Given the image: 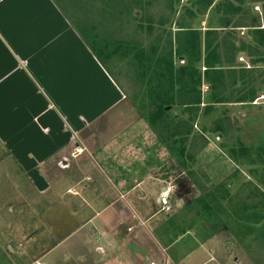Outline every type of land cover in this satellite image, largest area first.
Masks as SVG:
<instances>
[{"label": "crops", "instance_id": "0c3cea01", "mask_svg": "<svg viewBox=\"0 0 264 264\" xmlns=\"http://www.w3.org/2000/svg\"><path fill=\"white\" fill-rule=\"evenodd\" d=\"M126 101L56 0H0V193L21 202L0 203L13 210L0 264H264V221L215 234L174 211L168 223L160 198L169 188L153 196L159 163L139 145L141 132L154 133L120 126L125 112L110 116ZM68 171L76 181L60 186ZM20 178L35 194L75 198L73 235L57 238L46 218L57 205L24 197Z\"/></svg>", "mask_w": 264, "mask_h": 264}, {"label": "trees", "instance_id": "16d2710c", "mask_svg": "<svg viewBox=\"0 0 264 264\" xmlns=\"http://www.w3.org/2000/svg\"><path fill=\"white\" fill-rule=\"evenodd\" d=\"M56 2L59 4L60 0ZM257 5L264 17V0H192L186 11L190 14L187 25L179 22L174 35L158 34L147 45L138 40L103 38L97 30H84L74 23L112 77L115 75L108 60L116 57L130 64L137 92L129 97L165 144L169 159L182 170L180 175L198 190L186 210L197 220L208 222L211 234L222 228L247 233L264 221V143L246 145L231 135L232 125L227 117L212 119L210 125L205 118L216 106L226 102L250 103L264 91V18L263 25L254 15L250 24L244 22V15ZM197 16L201 21L206 18L205 31L192 26L191 21ZM153 21L152 16L147 18L151 35ZM239 28H245L243 37L236 32ZM239 57L248 59L251 66L239 64ZM181 59L183 64L177 63ZM204 85L208 88L205 92ZM195 123L200 125L197 132ZM205 132L234 137L230 146L225 145L228 155L234 162L247 165L250 174L235 192L225 183L207 185L192 168L191 162L208 143ZM196 137L204 140L202 146ZM169 178L168 174L163 176L165 180ZM181 179H176L177 188L182 194L189 193L190 189L184 188L187 182ZM229 180L228 185L232 186L233 180Z\"/></svg>", "mask_w": 264, "mask_h": 264}, {"label": "rangeland", "instance_id": "374dc122", "mask_svg": "<svg viewBox=\"0 0 264 264\" xmlns=\"http://www.w3.org/2000/svg\"><path fill=\"white\" fill-rule=\"evenodd\" d=\"M59 5L69 20L84 30H97L98 35L100 34L103 38L107 39L138 40L144 45H147L153 41L158 34H163L165 36L169 32H172L174 35L178 30L179 22L184 21L187 25V19L190 14L186 11L187 8L192 6V0H140L139 2L134 0H60ZM253 15L258 16L261 24L263 25L264 17L260 5L255 6L254 10L249 9V12L244 15V22L246 24H250L252 22ZM149 16H152L154 19L153 35L149 34L147 29V18ZM237 17L240 18L239 15H237ZM199 19V16L195 17V19L191 21L192 26L195 28L199 27L202 31H205L207 20L206 18L202 21ZM140 26L143 28L140 29ZM236 32H238L240 37H243L245 28L236 29ZM104 58L107 57L104 56ZM183 62V59L177 61V63L181 64H183ZM238 62L242 65L245 64L248 68L251 66L249 60L245 57H239ZM107 65L111 68L113 74L115 75V77L110 76L124 92L127 100L117 109L113 110L110 113V116H112V114H120L119 111H122V113L125 112L126 114L121 115V118L118 121V123H121L120 126H129V124H142V126H145L146 124L149 128L150 125L146 118L141 115L129 97V95L132 96L137 92V87L131 79L133 74L128 61L120 60L114 57L112 60H108ZM259 82L260 78L258 79L257 85ZM207 89V86L204 85L203 92L207 91ZM216 107L217 109L213 110L211 115H205V118L206 116L208 117V125H210L212 119L227 117L232 125L231 135L239 137L246 145L255 146L264 143V91L259 93V96L250 103L226 102ZM199 126L195 123L196 132L200 130ZM109 130L113 129L108 128V132L110 133L112 131ZM150 130L152 131L151 127ZM135 132L136 131L133 130L132 133ZM148 133L141 132L142 136L140 138L139 145L144 148L146 147L148 151L152 153V158H156L154 160L159 163V166L156 169V178H159L160 180L158 181L159 183L153 184L151 189L153 196L159 194L161 185L169 188L168 195L165 194L171 205V210L169 212H165L168 213L167 218H170L174 211V218L179 220L181 218H185V223H187L186 219H188V217L195 220V215L192 212L183 209V206H185L189 198L193 199L196 195H198V190L193 188L192 183H188L186 178L180 175L182 170L173 160L169 159V153L165 144L159 141L154 132L153 136L150 132ZM195 134L199 135V133ZM205 135L208 143L200 149L196 160L191 162L192 168L196 171L198 178L207 183V185L225 183L232 192H235L236 189L241 187L247 180V177L250 178V174L248 172L247 165L244 163L240 164L234 162L228 155L227 147H225V145L230 146L234 137H226L219 133L210 132H205ZM101 136H104V133H102ZM196 142H198L197 144L201 143L202 146L204 140L201 137H196ZM197 144H195V146ZM73 173V171H68L66 177H61L60 179L63 184L60 186L66 187L75 182L76 179L73 177ZM165 174L170 176L168 180L163 179ZM204 174L206 176H204ZM180 177L187 182V185L184 183V188L188 187L190 189L189 193L184 194L185 198L177 188L176 179ZM230 178L234 181H232V186L228 185ZM97 180L99 181L98 186L112 185L111 181L109 183V180H104V178H95V182ZM0 181L6 182L3 179H0ZM19 181H21L22 184V193L24 192V197L31 200L35 195V197L40 201L38 203L45 205H47L46 203H50L51 197L52 203L57 205L54 211H51L50 214L46 215V218L50 219L51 224L57 223L60 226L55 230L57 231V238H61L64 233H66L68 237L75 233L74 224H76L77 220L75 219L76 217L74 213L75 208H77V203H75V198H71L72 195L58 194L57 196L49 195V193H44L42 195L39 192L38 194L40 195H38L35 194L34 190L27 187L26 179L20 178ZM146 185L148 186V184ZM63 187L60 189L64 190L65 188ZM1 193L0 203L8 202L15 203L17 205L21 204L20 200L17 199L18 195L9 194L4 196ZM110 197L111 196H108L107 198ZM5 205L6 204L2 207L0 205V218L2 220H0V243L2 239L8 235V231L12 227L11 212L13 210L9 207V205ZM58 207L60 208L58 209ZM24 214H26V211H24V213L20 212L19 217L21 220L24 218ZM5 219L7 221H5ZM25 221L26 219H24V222ZM53 227L55 228L56 226ZM18 228L21 231L26 229L25 224L23 223L22 225L20 223ZM194 229L196 231H194L196 235H200L203 231H205L199 221L195 222ZM258 229L264 230V225ZM51 241L53 242V239H51ZM229 245L230 243H228V246Z\"/></svg>", "mask_w": 264, "mask_h": 264}, {"label": "built area", "instance_id": "2783aa9c", "mask_svg": "<svg viewBox=\"0 0 264 264\" xmlns=\"http://www.w3.org/2000/svg\"><path fill=\"white\" fill-rule=\"evenodd\" d=\"M161 210L164 212H169L171 210V205L169 203L168 197L163 194L160 198Z\"/></svg>", "mask_w": 264, "mask_h": 264}]
</instances>
